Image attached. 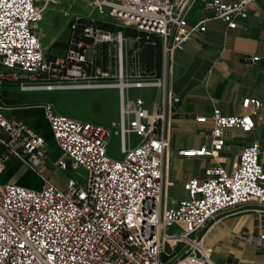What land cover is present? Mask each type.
Returning <instances> with one entry per match:
<instances>
[{"label":"built area","instance_id":"2783aa9c","mask_svg":"<svg viewBox=\"0 0 264 264\" xmlns=\"http://www.w3.org/2000/svg\"><path fill=\"white\" fill-rule=\"evenodd\" d=\"M49 0H0V87L16 85L19 91L51 89L115 88L119 106L120 159L111 158L107 145L111 128L72 119L56 113L49 103L42 106L44 119L56 148L60 171L86 172L84 185L71 178L63 189L41 178L38 189L0 182V264H212L204 245L207 223L222 211L234 212L252 204L264 214V151L256 142L242 146L229 169L220 164L219 152L231 129L253 130L260 121L262 103L242 98L245 113L223 115L213 108L208 147L177 150L178 156H207L213 164L203 178L183 184L185 197L168 206L165 198L169 167V134L165 117L178 98L165 90L163 77L143 78L137 62L136 40L130 38L131 73L123 74L128 38L120 28L131 27L154 35L160 44L161 61L170 67L173 52L194 32H203L210 19L235 28L247 18L254 0H209L204 8L211 16L192 26L185 18L194 0H94L93 4L117 27L102 30L88 19L68 22L66 49L61 59L46 57L35 32L41 5ZM101 46L114 47L116 74L110 65L98 67L86 53ZM126 60V59H125ZM258 56H244L251 66ZM93 68V71H92ZM154 88L158 99L151 111L136 97L133 108L122 107L126 89ZM166 114V115H165ZM124 115H130L124 118ZM138 141L130 146L126 135ZM43 138L23 122L4 115L0 105V172L3 164L16 159L34 169L43 161ZM174 229L173 232L167 231ZM257 239H264L258 233ZM248 242L251 240L248 239Z\"/></svg>","mask_w":264,"mask_h":264},{"label":"crops","instance_id":"0c3cea01","mask_svg":"<svg viewBox=\"0 0 264 264\" xmlns=\"http://www.w3.org/2000/svg\"><path fill=\"white\" fill-rule=\"evenodd\" d=\"M204 1L209 0L193 1L185 18L187 26L194 25L203 17L211 16V11L203 6ZM125 37L129 41L130 37ZM252 55L258 56V62L251 66L245 65L242 58ZM160 75L164 79L165 90L178 98V102L170 106V118L165 117L169 134L165 198L167 205L171 206L185 197L183 184L193 177L202 179L203 170L213 164V160L207 156L176 155L177 150H195L209 146L211 124L209 121L198 123L195 121L196 117L209 116L213 108H217L223 115L243 114L245 110L240 107V100L257 98L262 103L258 111L260 121L255 122L249 133H241L236 129L229 131L224 140L226 147L219 152L220 164L224 169H229L233 157L240 152L242 146L251 142H256L259 150L264 151V0H254L248 6L245 21L235 28L226 27L218 19H210L203 32H194L173 52L170 67L168 62L161 61ZM91 89L103 88L19 91L14 84L1 85L4 115L23 122L43 138L44 158L35 168L40 186L41 178H46L63 189L67 180L65 178L61 183L57 181L63 175L55 167H51L46 159L49 150L56 152L57 160L62 154L56 148L48 130L43 104L49 103L58 114L92 122L84 115L86 108L76 112L74 106L78 100L68 93ZM138 90L141 95L138 97L144 100V108L150 112L158 99L159 91L154 88ZM51 92L60 93L58 96L66 104L60 106L54 103ZM125 92L126 90L122 96V107L131 109L133 100ZM119 106L117 92L116 103L106 112L107 120L97 118L96 121L110 127L112 134L115 129L118 132ZM128 117L130 115H124L125 119ZM129 143L130 146L135 144L130 141ZM107 150L108 145L106 153L113 158ZM8 163L11 164V172L5 178L0 177L1 183L19 185L23 176L36 174L34 169L16 159H10ZM253 206L249 204L234 212L222 211L207 223L204 245L209 250L212 264H264V239H257L258 233H264V214L252 210ZM248 239L251 241L248 242Z\"/></svg>","mask_w":264,"mask_h":264},{"label":"rangeland","instance_id":"374dc122","mask_svg":"<svg viewBox=\"0 0 264 264\" xmlns=\"http://www.w3.org/2000/svg\"><path fill=\"white\" fill-rule=\"evenodd\" d=\"M94 0H49L47 3L41 5V13L40 19L35 22V32L39 35L38 40L40 46L46 57H57L61 59L64 55L66 46L65 42L68 34V22L74 18H85L88 20H92L95 23L101 24H113L111 18H109L106 14V9L102 8V11H98V9L93 4ZM111 32H114L117 27L114 25L111 26ZM122 31V35L125 37L123 33V28H120ZM51 40V43L48 41ZM54 47V48H50ZM130 42L128 41L126 45L127 57L123 59V74H126L127 79H129L128 75L131 73L132 62L129 58V50ZM106 47L101 46L100 50L96 49V53H93V49L89 50L86 53V57L88 59L93 60V64L96 67H103L105 64L110 65L111 70H109V74L115 75V69H112L114 66V47L107 46L108 50L102 53V49ZM54 54V55H51ZM112 66V67H111ZM98 68V70L100 69ZM103 70V69H100ZM93 71V68H92ZM72 97H75L78 102L77 105L74 106L76 112H79L81 108H86L84 115L86 119L92 120V123H96L97 118L101 120H107V114L110 110V107L113 103H116L117 92L115 88H103V89H91L85 91H70L68 92ZM126 96L129 99L134 100L136 97L141 96L140 91L138 89L129 88L126 89ZM60 93L51 92V96L53 97L54 103L64 106L65 100L58 96ZM99 114L97 115V113ZM94 119V121H93ZM89 122V121H88ZM91 122V121H90ZM103 125V124H102ZM128 141L131 143H136L138 138L133 135L125 136ZM108 153L113 156L114 159H120L119 152V136L118 132L115 129L113 131L112 137L108 143ZM46 159L48 164L51 167L56 168L57 162V154L53 153L51 150L47 152ZM3 169L0 172V177L5 178L11 172V164L6 163L3 164ZM55 170H58L57 168ZM63 175V178L59 177L57 181L60 183L65 178H71L74 182L79 185H84L86 172L78 168L75 171H60ZM0 178V180H1ZM2 181V180H1ZM20 186L29 188V189H38L40 188V181L38 174H27L23 176ZM172 202V201H170ZM174 229H170L167 232H173Z\"/></svg>","mask_w":264,"mask_h":264},{"label":"trees","instance_id":"16d2710c","mask_svg":"<svg viewBox=\"0 0 264 264\" xmlns=\"http://www.w3.org/2000/svg\"><path fill=\"white\" fill-rule=\"evenodd\" d=\"M72 20L73 19L69 21ZM78 20H84V18H79ZM89 21L92 22L94 26L106 31H111L112 29L111 26H113V24H106V23L98 24L93 22L92 20ZM123 33L125 36L136 39L133 42V47L137 49V62L141 76L143 78H152L155 76H159L160 65H161V60H160L161 52H160L159 40L154 35H146L143 32H139L131 27H124ZM66 45L67 44L65 42V46ZM103 52L104 51L102 49V53ZM7 84H12V83H7ZM3 104H4V97L2 91L0 90V105L4 106Z\"/></svg>","mask_w":264,"mask_h":264},{"label":"bare ground","instance_id":"6f19581e","mask_svg":"<svg viewBox=\"0 0 264 264\" xmlns=\"http://www.w3.org/2000/svg\"><path fill=\"white\" fill-rule=\"evenodd\" d=\"M40 19V15H39V18H38V20Z\"/></svg>","mask_w":264,"mask_h":264}]
</instances>
